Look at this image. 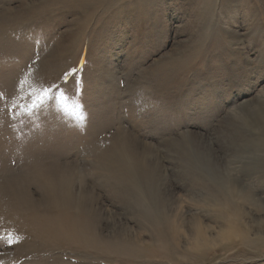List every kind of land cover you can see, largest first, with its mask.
Here are the masks:
<instances>
[{
  "label": "rangeland",
  "instance_id": "1",
  "mask_svg": "<svg viewBox=\"0 0 264 264\" xmlns=\"http://www.w3.org/2000/svg\"><path fill=\"white\" fill-rule=\"evenodd\" d=\"M0 264H264V0H0Z\"/></svg>",
  "mask_w": 264,
  "mask_h": 264
},
{
  "label": "bare ground",
  "instance_id": "2",
  "mask_svg": "<svg viewBox=\"0 0 264 264\" xmlns=\"http://www.w3.org/2000/svg\"><path fill=\"white\" fill-rule=\"evenodd\" d=\"M113 155V154H112ZM115 156V155H114ZM127 164V163H126ZM126 164H124V161H123V159L122 158H120L119 156H116V158H114V162H113V165H119V167H121V175H122V177L124 178V180H129L128 181V183L130 184V186H131V188L134 190V189H136V190H139L141 187H140V184H139V180L136 178V174H135V172H134V169H132V168H129L128 166H126ZM112 168H113V166H112ZM135 174V175H134ZM135 176V177H134ZM134 178H136V179H134ZM128 188V187H127ZM56 196H49V197H47V199H46V203H48L49 205H54V206H60V205H66L67 204V202H65V198H64V200H62V202L61 203H59L58 202V200H57V198H55ZM61 199V198H60ZM58 206V207H59ZM229 207L230 206H227V208L229 209ZM62 208V207H61ZM222 208H220V210H221ZM223 211V210H222ZM65 216H63V218H64ZM66 219H67V217H66ZM69 220V219H68ZM227 220H228V216H227V219H226V222H227ZM67 223H69L72 227H73V223L74 222H67ZM47 232H45L46 233V235L48 236L50 233H53V232H50L49 230H46ZM206 233H207V231L205 232V229L204 228H200L199 230H197V235H196V238L197 239H204L205 237H206ZM231 233H228V234H226V236L227 237H229V235H230ZM205 241L206 242H208V240H206L205 239ZM205 242V243H206ZM204 243V244H205ZM206 244H208V243H206Z\"/></svg>",
  "mask_w": 264,
  "mask_h": 264
},
{
  "label": "snow or ice",
  "instance_id": "3",
  "mask_svg": "<svg viewBox=\"0 0 264 264\" xmlns=\"http://www.w3.org/2000/svg\"><path fill=\"white\" fill-rule=\"evenodd\" d=\"M21 83H23V81H21ZM47 92H48V89H45L44 90V93L43 94H47ZM42 97H37V99H41ZM7 242H8V244H12L13 243V238L11 237V235H9L8 237H7Z\"/></svg>",
  "mask_w": 264,
  "mask_h": 264
}]
</instances>
